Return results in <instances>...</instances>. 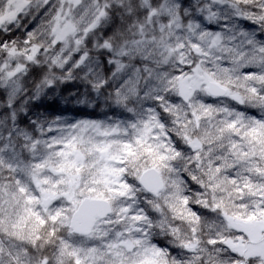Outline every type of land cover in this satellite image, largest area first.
<instances>
[{"label":"snow or ice","instance_id":"1","mask_svg":"<svg viewBox=\"0 0 264 264\" xmlns=\"http://www.w3.org/2000/svg\"><path fill=\"white\" fill-rule=\"evenodd\" d=\"M0 264H264V0H0Z\"/></svg>","mask_w":264,"mask_h":264},{"label":"trees","instance_id":"2","mask_svg":"<svg viewBox=\"0 0 264 264\" xmlns=\"http://www.w3.org/2000/svg\"><path fill=\"white\" fill-rule=\"evenodd\" d=\"M68 115H73V113H68Z\"/></svg>","mask_w":264,"mask_h":264}]
</instances>
